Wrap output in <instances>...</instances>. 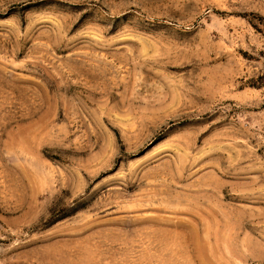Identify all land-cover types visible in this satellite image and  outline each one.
Wrapping results in <instances>:
<instances>
[{"label": "rangeland", "instance_id": "1", "mask_svg": "<svg viewBox=\"0 0 264 264\" xmlns=\"http://www.w3.org/2000/svg\"><path fill=\"white\" fill-rule=\"evenodd\" d=\"M0 264H264V0H0Z\"/></svg>", "mask_w": 264, "mask_h": 264}]
</instances>
